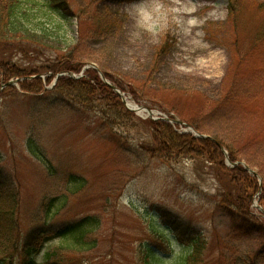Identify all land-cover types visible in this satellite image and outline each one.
<instances>
[{
	"label": "rangeland",
	"instance_id": "rangeland-1",
	"mask_svg": "<svg viewBox=\"0 0 264 264\" xmlns=\"http://www.w3.org/2000/svg\"><path fill=\"white\" fill-rule=\"evenodd\" d=\"M31 1L44 20L77 40L76 18L63 20L48 0ZM68 1L72 12L87 19L89 33L77 44L82 62L112 74L127 88L130 101L158 113L175 109L191 120L205 103L217 102L220 108L214 112L209 107L198 113L201 133L249 140L251 146L244 149L241 161L264 178V0H154L163 6L164 21L155 42L147 33L132 35L130 9L138 0ZM2 56L25 68L48 64L47 57L32 54L30 60L20 51L8 50ZM42 75V86L51 87L54 76ZM23 86V82L14 86L15 94L0 91V170L13 178L21 206L18 229L11 224L9 235L6 222L0 225L2 264H22L18 256L13 260L4 257L5 237L10 246L20 249L34 227L44 226V202L65 190L63 177L49 176L44 165L30 155V134L43 145L59 174H76L86 182L80 195L71 196L66 209L50 220L52 226L88 214L101 217L94 235L97 247L83 252L63 249L56 262L141 264L143 251L151 246L165 258L162 264H179L176 258L184 252V243L174 225L183 224L210 241L217 239L214 246H208L201 264H264V255L256 256L260 241H219L227 237L230 220L215 209L224 189L209 163L151 158L143 148L151 145V136L140 121L146 120L142 114H135L138 120H120L114 133H108L85 111L50 107L39 100L44 91L33 94ZM175 127L182 134L183 127ZM225 163L230 168L226 159ZM261 196L257 192L253 197L257 203L251 206L259 219L263 216L258 207L264 210ZM3 208L7 210V205ZM155 223L171 231L174 244L170 248L152 234ZM34 240L38 239L32 236L30 242ZM60 245L58 240L49 243L35 263L47 264L45 254Z\"/></svg>",
	"mask_w": 264,
	"mask_h": 264
},
{
	"label": "trees",
	"instance_id": "trees-1",
	"mask_svg": "<svg viewBox=\"0 0 264 264\" xmlns=\"http://www.w3.org/2000/svg\"><path fill=\"white\" fill-rule=\"evenodd\" d=\"M48 1L51 3L52 10L58 13L63 20L77 19L79 27L77 40L69 36L60 27L44 20L40 16V11L31 0H0V88L14 78H27L47 72H51L53 75L67 71L79 73L84 67L85 62H82L77 55V44L84 39V35L89 33L87 32L86 16L80 17L75 12H72L68 0ZM118 1L129 2L132 0ZM97 24L99 28H102L101 22ZM263 31L261 36H264ZM7 46H9L8 50L20 51L28 55L30 60H32L30 56L32 54L47 57L48 64L26 68L18 66L16 63L9 61L6 56H2V53L8 51L7 48H3ZM48 54H55L56 56L52 58L48 57ZM102 72L108 80L122 91L128 92L127 88L112 74L104 70ZM23 84L25 85L23 89L33 94H39L41 90H44L42 80L39 78L25 80ZM3 91L4 93H16L15 88L12 86L5 88ZM131 93L138 99L133 90ZM39 100H44L50 107L67 106L71 108V111H85L88 114V118L94 117V123L97 122L105 126L108 133H114V126L119 124L122 119L127 121L138 120L133 112L126 109L119 96L102 81L98 72L94 69L86 71L85 77L78 80L61 77L54 89L46 91ZM205 104V106L200 107L196 116L191 118V120H187L178 110H167L165 108L164 111L177 114L181 119L185 118L191 126L201 132V125L196 120L198 119L197 115L209 107H211V112L220 108L217 102H207ZM32 117V120L35 121L36 117ZM140 121L148 127L151 136V145L143 146L151 158L171 163L184 159L194 162L201 160L213 167L224 189L219 193L215 209L217 212L220 211L226 214L230 220L227 237H218L219 241L222 243L226 241V243L230 244L229 242L231 241L240 243L243 240H258L260 245H258L256 256L264 255V218L259 219L251 212L253 197L260 189L258 179L250 175L242 166L229 168L225 163L226 157L221 148L223 146L228 150L232 162H238L242 159L244 149L251 146L250 141L245 140V142L240 138H236V136L226 138L213 136V140L198 139L190 134H180L176 127L164 121H153L150 119ZM32 132L34 133V131ZM27 148L30 155L44 165L49 176L63 177L65 190L44 202V226L34 227L29 232L28 239L26 238L25 243L20 246V249L13 245L10 246L11 243L5 237L4 248L1 252L5 253L4 251L7 249L8 254L6 253L4 257H9L13 260L18 256L21 258L22 264H34L32 260L35 256L34 254L45 245L58 240L61 245L47 252L46 262L47 264H63L55 261L63 249L72 252H83L96 248L97 240L94 235L101 225L100 216L88 214L81 219L59 226H52L53 224L50 222V220L66 209L71 196L80 195L86 186L85 180L76 174H59L52 159L47 155L43 145L34 134L29 135ZM245 154L247 159H249L248 154ZM247 163H249L248 160ZM262 181V196L260 199L261 202H264V178H262ZM13 184L15 185L13 178L8 177L5 172L0 170V201H3L2 203L0 202V225L4 221L6 222L4 228H7L6 233L9 235L12 232L11 230H13V226L14 229L19 228V219L17 218L21 216L20 193ZM4 205H7V210L3 208ZM48 226L52 230L48 229ZM174 226L175 234L184 243V252L177 256L176 263L201 264L204 262L208 246H214L217 239L210 241V238H206L200 231H193L194 229L190 226L183 224ZM152 227V234L157 236L159 239L158 243L163 245L168 243V240L169 242L171 241V231H164L162 226L156 223ZM32 236L38 240L30 242ZM218 245L220 246L219 243ZM234 249L235 246L232 250ZM215 257L216 255L211 256L210 261H213ZM141 259V264H162L166 261L151 246H146ZM2 263L3 258L0 259V264Z\"/></svg>",
	"mask_w": 264,
	"mask_h": 264
},
{
	"label": "clouds",
	"instance_id": "clouds-1",
	"mask_svg": "<svg viewBox=\"0 0 264 264\" xmlns=\"http://www.w3.org/2000/svg\"><path fill=\"white\" fill-rule=\"evenodd\" d=\"M163 6L154 0H138L131 6L130 15L134 24V37L147 33L155 42L158 33L161 31L164 21L162 19Z\"/></svg>",
	"mask_w": 264,
	"mask_h": 264
},
{
	"label": "water",
	"instance_id": "water-1",
	"mask_svg": "<svg viewBox=\"0 0 264 264\" xmlns=\"http://www.w3.org/2000/svg\"><path fill=\"white\" fill-rule=\"evenodd\" d=\"M89 67H93V68H96V66L95 65H89V66H87L84 70H86V69H88ZM100 74H101V77H102V79L115 91V92H117L118 94H119V96L122 98V101H123V103L125 104V106L129 109V110H131V111H133V112H135V113H137V114H139V112H141V111H147L148 113H149V116H150V118H152L153 120H165V121H171V120H169V118H163V117H159L160 116V114H158V113H155V112H153L152 110H150V109H147V108H144V107H142V106H137V108H131L130 106H129V102L127 101V99H126V97H125V94L124 93H122L115 85H112V84H110L109 82H107L106 81V79H105V77H104V75L100 72ZM69 76L71 77V78H79V77H81V75L80 76H76L75 74H73V73H69ZM18 82V80H16V81H11V82H9L8 83V85H15L16 83ZM155 115H158V117H155ZM175 123H177V124H180V125H184L185 127H186V131L185 132H188V133H191V134H193L195 137H197V138H200V139H206V138H208L207 136H205V135H202V134H200V133H198V132H196L191 126H189V125H187V124H185V123H183V122H180V121H174ZM224 150V149H223ZM224 152L227 154V152L224 150ZM230 162V161H229ZM238 163H236V164H234V165H237ZM244 165V164H243ZM244 167H245V170L247 171V172H249V173H251L252 175H254V176H256V177H259V175L257 174V172H255L253 169H251V168H249L248 166H246V165H244Z\"/></svg>",
	"mask_w": 264,
	"mask_h": 264
},
{
	"label": "bare ground",
	"instance_id": "bare-ground-1",
	"mask_svg": "<svg viewBox=\"0 0 264 264\" xmlns=\"http://www.w3.org/2000/svg\"><path fill=\"white\" fill-rule=\"evenodd\" d=\"M129 102V106L131 107V108H137V106L133 103V102H130V101H128ZM142 114H145V112L143 111V112H141Z\"/></svg>",
	"mask_w": 264,
	"mask_h": 264
}]
</instances>
